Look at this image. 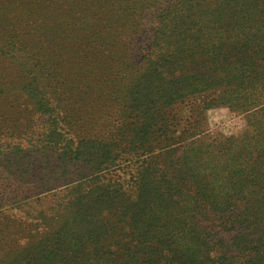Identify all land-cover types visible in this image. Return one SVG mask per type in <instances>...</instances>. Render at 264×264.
Returning <instances> with one entry per match:
<instances>
[{
    "label": "trees",
    "instance_id": "trees-1",
    "mask_svg": "<svg viewBox=\"0 0 264 264\" xmlns=\"http://www.w3.org/2000/svg\"><path fill=\"white\" fill-rule=\"evenodd\" d=\"M82 3L0 0V101L25 103L0 104V264H264V0H171L129 79ZM218 106L240 132L202 130Z\"/></svg>",
    "mask_w": 264,
    "mask_h": 264
},
{
    "label": "rangeland",
    "instance_id": "rangeland-1",
    "mask_svg": "<svg viewBox=\"0 0 264 264\" xmlns=\"http://www.w3.org/2000/svg\"><path fill=\"white\" fill-rule=\"evenodd\" d=\"M108 1L104 4V8L99 7V12L97 13L95 12L94 8H92V0L90 5L87 6L82 3L81 6L82 8L89 11L90 14L87 17L89 18L91 16L90 20H92V23H95V20H99L101 17L103 18V14L108 9H110L109 13L107 14V26L116 24L114 28H110L112 31V35L110 38L114 41L116 39V41L112 42L110 46L111 52L115 55V57L113 58L115 61L114 65L127 64V72L125 73V77L129 79L132 76L131 72L133 70V67L129 66L128 64L133 66L138 64L142 66V57L145 55L149 48V37L153 30V26L155 25L157 15L166 4L171 2V0H112L114 1L113 3H111V0ZM100 3L101 2H99V4ZM133 7H138L137 15L130 16V8ZM140 8H143V10L141 11ZM136 69L137 68H134L133 72H135ZM190 102L192 103V100H190ZM0 104H5L8 107H10L11 105H21L22 107L25 106V103L23 101L16 102L12 99L7 102L5 100H1ZM94 104L99 106H95L96 111H102V101H95ZM191 107L192 106L188 104L187 101L184 104L173 108V112L175 113L178 122H180L181 125H185L188 122H192L194 120V115L192 113ZM10 117H14V115L10 114ZM202 123L204 124L202 130H204L206 134L213 137L221 135H234L237 132H240L245 125L243 116L232 112L227 106H218L209 109L206 112ZM12 129L13 128L11 127L10 130ZM204 141L205 143H209L210 139L207 140L206 138L204 139ZM45 166L47 165H43L42 162L38 159L36 161V164L34 165V176L40 178L42 177V175H49L50 173ZM60 181L61 180H58L56 183L50 182L46 184L47 186H42L40 183H38L36 185V191L41 192L49 186L56 187L57 192L63 190L64 185L61 184ZM64 194V192L60 193V195L63 197ZM54 200H57V198L46 201L44 203V207L51 206V203H53ZM27 210L28 208L23 210L18 209L15 210L16 212H13L12 214L9 213L10 216L8 217H13V221H8V224L12 223V225L17 226L16 228L13 227L12 229H10V235L15 237L19 236V238L21 239L23 238V236H25V230H28L31 224L30 219L32 217L28 216ZM2 216L3 215H0V217ZM203 222L204 224L211 223L210 220H204ZM18 229H20L19 234H15L14 232Z\"/></svg>",
    "mask_w": 264,
    "mask_h": 264
}]
</instances>
